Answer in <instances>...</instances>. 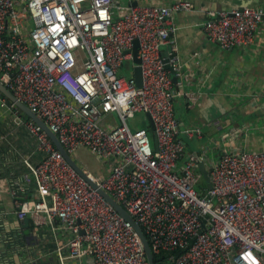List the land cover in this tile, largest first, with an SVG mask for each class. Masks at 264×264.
Masks as SVG:
<instances>
[{"label": "built area", "instance_id": "1", "mask_svg": "<svg viewBox=\"0 0 264 264\" xmlns=\"http://www.w3.org/2000/svg\"><path fill=\"white\" fill-rule=\"evenodd\" d=\"M181 12H195L194 5L0 0V83L69 156L85 149L110 163L103 177L85 173L140 226L152 254L167 255L163 264H264V151L224 152L213 161L193 157L180 137H201L198 128H179L173 108L171 75L180 76L182 65L171 17ZM263 21L264 9L243 7L209 11L201 26L210 42L229 50L250 45ZM134 41L140 88L122 74ZM0 108L41 156L37 163L21 159L26 171L10 179L12 210L0 216L56 232L75 264H147L132 226L46 134L1 93ZM136 114L149 116L156 150L147 129L129 124ZM199 162L210 189H198Z\"/></svg>", "mask_w": 264, "mask_h": 264}, {"label": "crops", "instance_id": "2", "mask_svg": "<svg viewBox=\"0 0 264 264\" xmlns=\"http://www.w3.org/2000/svg\"><path fill=\"white\" fill-rule=\"evenodd\" d=\"M173 1L176 0H126L125 4H119L169 5ZM187 1L194 5L195 12L176 13L171 17L178 29L174 35L182 65L180 76L171 75V78H174L172 90L177 95L173 108L179 128L191 126L201 131L200 138H193L199 143L200 152L191 153L216 161L224 152L264 151V21L250 45L229 50L210 42L201 26L209 11L215 13L236 7L264 9V0ZM167 51L170 53L169 47H161L164 55ZM188 94L196 100L187 99ZM113 119L117 123L115 116ZM129 124L149 128L144 114H136ZM1 136H7V142L0 144V211L6 212L12 210L10 179L26 171L21 159L28 156L31 162L37 163L41 156L35 152L34 141L21 129H14L0 108ZM180 137L187 144V138ZM13 227L25 228L10 216H0V233L9 232ZM33 228L35 231L25 235L24 247L11 251L12 262L4 264H75L65 258L63 237L50 230ZM0 248L3 249V244Z\"/></svg>", "mask_w": 264, "mask_h": 264}, {"label": "water", "instance_id": "3", "mask_svg": "<svg viewBox=\"0 0 264 264\" xmlns=\"http://www.w3.org/2000/svg\"><path fill=\"white\" fill-rule=\"evenodd\" d=\"M238 9H241L243 7H236ZM137 48L138 43L134 41L133 48H132V78L135 82V86L137 88H140L142 85V73L140 68V60L137 57ZM165 67L168 69L169 67L165 65ZM172 81H174V78H172ZM0 93L1 95L6 98L10 103H12L20 112L22 115L27 117L29 120H31L42 132L46 134L50 142L53 144L54 148L62 155L66 163L84 180L86 181L94 190L97 191V193L112 207V209L126 222H128L135 233L137 234L142 249L144 251V256L147 261V264H162V263H155L153 259V254L151 252L149 243L142 232L139 225L135 223V221L130 217V215L106 192H104L102 189H100L85 173L83 169H81L73 160L71 156L67 154V152L62 147L61 143L59 142L58 138L55 134H53L50 129L47 127V125L34 113H32L25 105L20 103L16 100V98L13 96V94L7 90L1 83H0ZM149 123V128L147 129L148 133L152 136L153 139V145L156 150L157 144H156V138L153 134V125L148 115H146ZM193 157H197V153L192 154ZM197 171L201 175V178L206 185L207 189L211 188L210 184V178L206 171L205 165L201 162L197 164ZM23 226L27 228L29 226V221L25 219L23 221ZM25 234H27V231H25Z\"/></svg>", "mask_w": 264, "mask_h": 264}, {"label": "rangeland", "instance_id": "4", "mask_svg": "<svg viewBox=\"0 0 264 264\" xmlns=\"http://www.w3.org/2000/svg\"><path fill=\"white\" fill-rule=\"evenodd\" d=\"M118 2L120 4H125L126 0H118ZM122 74L127 78L131 77L132 75L131 61L124 62V69L122 71ZM24 134L27 135L25 132ZM185 141L187 142L186 150L188 153L194 150L200 152L199 143L195 141V139L192 140L185 139ZM72 158L81 169H83L85 172H89L93 176L103 177L107 174V169L110 163H104L102 160L96 158L93 154H91L85 149L79 150L75 155L72 156Z\"/></svg>", "mask_w": 264, "mask_h": 264}, {"label": "trees", "instance_id": "5", "mask_svg": "<svg viewBox=\"0 0 264 264\" xmlns=\"http://www.w3.org/2000/svg\"><path fill=\"white\" fill-rule=\"evenodd\" d=\"M24 116V115H23ZM25 117V116H24ZM28 119L27 117H25ZM187 144H185V150H186ZM187 151V150H186ZM206 188V185L204 184L203 180H201V183L199 185V190ZM22 228V229H21ZM20 229H17L13 227L12 230H9V232H1L0 233V244H3V249L0 248L1 254H0V264H4V262L11 263L12 261L9 260V255L12 253L11 251H14V249L19 247H24L25 243V231H27V234L30 232L35 231L33 226L30 224L27 228L21 227ZM38 232V231H37ZM5 249V250H4ZM167 255H153V259L155 263H164L166 261Z\"/></svg>", "mask_w": 264, "mask_h": 264}]
</instances>
